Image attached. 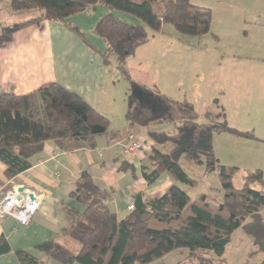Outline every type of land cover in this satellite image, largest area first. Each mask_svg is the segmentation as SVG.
<instances>
[{
    "label": "trees",
    "instance_id": "obj_1",
    "mask_svg": "<svg viewBox=\"0 0 264 264\" xmlns=\"http://www.w3.org/2000/svg\"><path fill=\"white\" fill-rule=\"evenodd\" d=\"M165 11L157 13L159 0H10L14 10H39L40 16L7 26L0 31V43L12 39L15 31L42 19H67L69 16L102 4L111 9L104 15L96 32L107 42V55H115L118 65L130 81L127 120L131 126L161 125L177 122L174 134L153 132L158 142L171 141L176 146L170 153L152 149L148 162L142 167L144 178L153 184L164 172L173 182L160 197L144 199L135 196V208L122 220L107 204L108 191L102 188L87 170L80 174L73 200L84 205L83 212L71 209L72 223L65 234L81 245L78 251L50 240L37 248L64 264H148L167 253L187 248L192 255L201 249L212 250L222 256L235 230L242 228L254 239L256 251L264 253V190L251 187L254 182L264 185V172H248L242 188L234 185L238 167L220 164L223 199L218 203L205 195L193 199L177 183L194 185L179 164L182 155L197 164L214 165L212 136L228 132L250 139H258L255 131H242L227 123L212 120L199 122V114L187 102H180L165 94L145 92V88L131 80L126 69L127 59L150 38V30L160 31L166 23L173 24L182 35L200 37L211 30L212 11L190 0H163ZM133 15L143 24H130L117 13ZM109 60V59H108ZM218 112L216 116L222 117ZM109 120L78 94L57 83L18 95L0 93V160L7 166L8 178H14L34 165L46 142L54 140L74 147L106 133ZM9 248L4 238L0 250ZM24 264H40L35 257L20 251ZM201 260H205L201 258Z\"/></svg>",
    "mask_w": 264,
    "mask_h": 264
},
{
    "label": "crops",
    "instance_id": "obj_2",
    "mask_svg": "<svg viewBox=\"0 0 264 264\" xmlns=\"http://www.w3.org/2000/svg\"><path fill=\"white\" fill-rule=\"evenodd\" d=\"M261 7L264 12V0ZM110 11L107 6L98 4L65 20L42 19L31 22L15 31L10 41L0 43V93L13 91L23 95L57 83L78 94L109 120L106 133L96 135L81 145L71 148L54 140L46 142L34 165L14 178H8L7 166L0 160V195L13 186H23L33 191L41 202L29 223H23L12 215L0 216V239L4 238L9 246L7 250H0V264H24L20 251L29 253L40 264H64L37 248L38 244L50 240L58 241L74 251L80 249L79 242L65 234L64 229L73 221L71 209L79 212L85 209L83 204L71 197L84 170L90 172L96 182L108 191L107 204L119 220L130 214L128 207L135 203L136 194H142L144 199L160 197L175 182L167 172L153 184H149L143 176L142 167L147 164L148 155L152 149H159V143L152 137V133L164 130L160 125L131 126L127 120L130 81L120 69L117 57L113 54L106 57L107 42L96 32L100 19ZM40 14L39 10L16 11L10 0H0V31L4 27L37 18ZM117 14L130 24H143L133 15L121 12ZM263 19L257 22L261 27L264 25ZM166 24L158 33L150 30L152 37L127 59V72L131 80L144 87L148 94H165L180 102H187L195 109L185 93L177 96L170 92L171 89L179 88L182 94L180 87L184 86L183 81H175L174 71L172 77H168L174 82V87L164 92L161 81L164 83L168 78L162 77L165 69L152 64L156 53L152 54L153 57L149 55L148 61L140 53L144 48L149 51L150 45L146 46L151 42L160 45L161 41L178 39L174 31L170 34V39L168 34L166 39L158 37L161 31L162 34L166 33ZM259 33L260 35L250 34L251 40L264 43V30ZM217 37L220 44L221 38ZM224 43L236 42L231 37ZM242 51L246 53L244 56L236 54L234 58L227 57L236 62V68L232 70L233 76H230L234 84L244 86L255 94L259 85L264 88V45H248ZM137 52L143 60L140 64L135 60ZM129 61H132L130 65ZM247 64L250 67H246ZM141 71L154 77V86H148V82L140 76ZM225 99L228 102V98ZM207 112L213 110L208 107L201 114L197 112L204 117L205 122L209 121ZM131 134L142 143L141 150L135 153H130L127 149ZM237 232L238 246L244 244L238 248L231 246ZM148 264H264V253L256 251L252 236L239 228L232 234L222 256L208 258L199 256L198 252L192 255L188 249L179 248Z\"/></svg>",
    "mask_w": 264,
    "mask_h": 264
},
{
    "label": "rangeland",
    "instance_id": "obj_3",
    "mask_svg": "<svg viewBox=\"0 0 264 264\" xmlns=\"http://www.w3.org/2000/svg\"><path fill=\"white\" fill-rule=\"evenodd\" d=\"M190 1L211 9L210 32L200 37L182 35L179 32L177 34L173 24L167 23L166 33L162 34L161 31L158 37L166 39L168 34V39H170V34L174 31V35L178 39L164 40L160 42V45L157 42H151L146 46L150 45L149 51L144 48L142 51L140 50V53H142V58L146 57L147 61L149 55L153 57L152 54L156 53L152 64L162 70L165 69V72H162V77H172V71H174L175 81H183L184 86L180 87L182 94L179 92V88L171 89L174 87V82L172 83L170 78L167 81L164 80V83L161 81L164 92L171 89L170 92L177 96H183L185 93L200 114L204 109L210 107L213 110L212 120L219 123H227L231 127L245 131L256 128L254 133L258 139L245 138L228 132H215L211 139L214 155V165L212 166L207 163L208 161L197 164L185 159L183 155L179 157V164L196 183L194 185L178 181L176 183L193 199L205 195L208 201L218 203L223 199V190L217 169V160L220 164L238 167L233 180L237 188L244 186L248 172L257 169L264 172V88L259 85L255 90V95L248 88L234 84L230 75L233 76L232 70L236 68V62L228 60V58H234L236 54L244 56L246 53L242 50L248 45L250 47L264 45L262 41L251 40L252 36L250 35L252 33L260 35L259 32L264 30V25L261 27L257 24L264 17L261 7L263 0ZM164 3L163 0H159L155 6V11L158 14L165 11ZM247 35L249 36L247 37ZM217 36L221 38L220 44H218ZM150 37L152 36L150 35ZM231 37L236 43H224ZM167 42H169L168 45ZM164 43H166L165 47H163ZM142 58L137 52L135 60L138 64L143 62ZM131 62L129 61V65ZM126 63L128 64V62ZM246 67L250 66L247 64ZM140 76L144 77L148 86H154L155 79L149 73L141 71ZM214 98L218 100H214ZM225 98H228V102ZM218 112L223 113L222 117L216 116ZM202 121L205 122L204 117L199 116V122ZM160 126L171 134H174L178 128L177 122L168 120L161 123ZM175 146L173 142L167 141L159 143L157 148L162 152L170 153ZM251 187L264 190V185L260 182L252 183ZM262 215L264 216V210ZM237 239L238 232L233 237L231 246L242 247L244 244L238 246ZM198 255L208 258L217 256L209 249L199 250Z\"/></svg>",
    "mask_w": 264,
    "mask_h": 264
},
{
    "label": "built area",
    "instance_id": "obj_4",
    "mask_svg": "<svg viewBox=\"0 0 264 264\" xmlns=\"http://www.w3.org/2000/svg\"><path fill=\"white\" fill-rule=\"evenodd\" d=\"M129 140L127 149L130 153L141 150L142 143L133 134L130 135ZM19 188L20 186H13L0 195V216L12 215L23 223H29L33 215L38 211L41 202L33 191L25 188L20 191ZM30 194H33V197ZM128 208L133 210L135 204H130Z\"/></svg>",
    "mask_w": 264,
    "mask_h": 264
},
{
    "label": "water",
    "instance_id": "obj_5",
    "mask_svg": "<svg viewBox=\"0 0 264 264\" xmlns=\"http://www.w3.org/2000/svg\"><path fill=\"white\" fill-rule=\"evenodd\" d=\"M20 191L24 190V187L23 186H20L19 188ZM31 197H33V194H30Z\"/></svg>",
    "mask_w": 264,
    "mask_h": 264
}]
</instances>
